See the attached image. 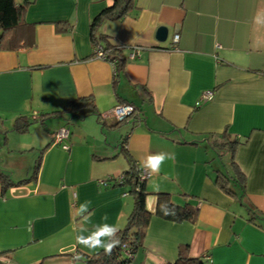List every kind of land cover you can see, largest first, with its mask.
<instances>
[{"label": "crops", "instance_id": "crops-1", "mask_svg": "<svg viewBox=\"0 0 264 264\" xmlns=\"http://www.w3.org/2000/svg\"><path fill=\"white\" fill-rule=\"evenodd\" d=\"M133 2L128 15L98 28L124 47L115 84L111 63L91 55L89 39L90 20L111 0H29L23 22L4 31L9 47L0 44V123L7 133L0 136V171L8 185L0 181V251L32 249L34 263L58 252L71 257L100 250L77 245L75 236L81 227L125 225L133 199L112 180L128 168L122 145L139 168L149 154L175 153L159 174L143 180L151 216L134 261L172 262L187 245L189 257L207 254L216 264H264V25L255 23L264 0ZM60 23L66 29L59 30ZM159 26L167 28L161 42ZM205 91L211 98L200 100ZM87 96L95 111L55 113L69 99ZM119 102L140 112L110 127L116 119L106 114ZM20 116L30 121L21 133L14 128ZM61 127L69 139L48 144ZM224 132L240 142L234 161L244 176L242 195L215 183L217 169L231 172L229 153L218 148ZM223 155L227 167L217 162ZM48 166L60 170V182H42ZM154 185L194 209V221L156 216ZM85 201H91L87 223L76 214ZM250 205L262 214L256 224L248 221Z\"/></svg>", "mask_w": 264, "mask_h": 264}, {"label": "trees", "instance_id": "trees-1", "mask_svg": "<svg viewBox=\"0 0 264 264\" xmlns=\"http://www.w3.org/2000/svg\"><path fill=\"white\" fill-rule=\"evenodd\" d=\"M29 0H23L21 3H16L15 0H0V44L4 48H8L9 44H6V39L4 37L5 32L12 30L13 28L18 27L23 22V17L25 14L26 6L28 5ZM135 8L133 0H111L109 6L101 9L89 23V39L93 46L100 47L103 51V60H106L110 63L113 62V83L115 84L119 73L123 69V66L126 62L124 47L119 43L111 41V38L105 34H102L98 31L100 24L105 20H120L126 15H128L132 9ZM60 25V27H59ZM62 25V26H61ZM59 30L66 29L65 24H56ZM94 49L92 51V56H94ZM122 103V102H119ZM131 103V102H129ZM134 111L126 118L122 120H116L114 123L110 124V127H116L121 123L128 120V118H137L138 112H140L137 106H134ZM82 108H90L91 111H95V104L91 96L87 97H78L69 99L59 113L80 115L78 111ZM95 113V112H94ZM58 115V114H57ZM100 122V115L96 113ZM103 122V121H102ZM30 123L25 117L20 116L14 121V128L17 132H23L26 130V127ZM224 141L219 143L218 148L222 151L229 153V170L217 169L215 171V183L219 185L226 193L230 195H242L244 184L243 174L240 172L238 166L234 161V149L240 143L238 139H230L226 132L223 133ZM124 141V140H123ZM123 156L128 162V168L122 172L120 175V180L117 178L112 179L119 185H124L127 188V194H129L133 199L132 209L127 217L126 223L122 228H119L120 231L117 233L120 238V245L115 247L110 255L104 253L103 249H100L94 253L88 254L83 253L79 256L83 258L84 264H143L140 261L136 263L134 261V256L137 254L138 249L142 248L143 239L146 233V228L148 226L151 212L146 208V196L148 192L144 189L143 180H139L138 167L135 160L126 150L124 146L121 145V151ZM40 157V156H39ZM39 166V159L35 165L33 174L30 176V179L36 177V173ZM0 181L2 187L8 185V177L0 171ZM24 181V180H23ZM156 204H155V215L161 217L165 220L173 222H193L196 216V211L187 205H178L172 202L169 199V194L167 192H155ZM163 202H167L170 208H175L177 215L176 216H164L160 211L159 205ZM249 208V217L248 221L252 223L256 222L257 216H262L256 208L252 205L248 206ZM264 218V217H262ZM187 245H181L178 248L177 256L172 262L166 261L157 264H216L212 263L211 260L206 259L203 256L189 257L187 254ZM8 251H0V255L6 254ZM76 254L72 257L74 258ZM36 264H43V262H38Z\"/></svg>", "mask_w": 264, "mask_h": 264}, {"label": "clouds", "instance_id": "clouds-1", "mask_svg": "<svg viewBox=\"0 0 264 264\" xmlns=\"http://www.w3.org/2000/svg\"><path fill=\"white\" fill-rule=\"evenodd\" d=\"M255 23L257 25H264V11L258 12L255 17ZM131 110V109H129ZM52 142V141H51ZM175 153L167 152H158L154 154L147 155L142 161V166L147 170L148 175H157L161 171L162 165L166 161H174ZM154 191L159 192V185H154ZM126 197L122 196L121 199ZM91 201H85L80 204L79 208L76 210V214L81 216L85 222H90V214L85 216V213H88ZM160 211L164 216H176L177 212L175 208H170L167 202H163L159 205ZM103 221L108 219L107 215L101 217ZM120 231L117 225H112L108 223H101L98 226H95L93 230L89 231L86 227H81L78 234L75 236V241L77 245H81L84 248L94 251L97 249H103L104 253L110 255L115 247L120 245L121 241L117 233ZM85 232H88V235H84ZM76 261L82 259L81 256L76 255L74 257Z\"/></svg>", "mask_w": 264, "mask_h": 264}, {"label": "rangeland", "instance_id": "rangeland-1", "mask_svg": "<svg viewBox=\"0 0 264 264\" xmlns=\"http://www.w3.org/2000/svg\"><path fill=\"white\" fill-rule=\"evenodd\" d=\"M96 115V114H95ZM33 121V120H31ZM32 124H37L36 121H33ZM31 124V125H32ZM5 125L3 123H0V136L3 137V135H6V131L2 130L1 127ZM36 125H34L35 127ZM32 128H30L31 130ZM104 132L107 131V129L104 128ZM2 134V135H1ZM11 134V133H9ZM48 144L51 143V140L49 139ZM46 143V144H47ZM58 147L60 148V150H62L61 146L58 144ZM28 150H26L24 152V156H28L30 155L29 153H26ZM65 152V157H68V155L70 154L69 151H64ZM227 155H223L221 157L220 160H218L217 162L220 164V166L224 167L223 165H225L227 167ZM25 158V157H23ZM38 159V158H37ZM38 162V160H37ZM36 162V163H37ZM36 165V164H35ZM35 165H32V169L34 168ZM59 165H60V170H61V164L59 162ZM31 169V171H32ZM34 170V169H33ZM60 170L56 173V166L54 167H47L45 168V170L43 171V174H42V182L43 183H48V182H55L57 181L60 182L61 181V177L59 176L60 174ZM30 171V172H31ZM9 177H12L13 179H17V175L16 173H13L11 175H9L8 173H6ZM33 174V171L31 172L30 176ZM17 181V180H16ZM66 237H64L63 239H65ZM68 238V237H67ZM32 249H20L18 251H13L12 249H8L7 253L5 255L6 258H8V260H4L3 261V264H36L38 262H43V264H71V263H74V264H84L83 262V258L79 261H75L74 258L71 256V257H68L67 253L69 254L70 252H66L64 254L60 253H55V254H52V255H48L47 257H41L39 258L38 260H36L34 263L32 262V256H33V252L31 251ZM66 254V255H65ZM71 254H77L76 252H71ZM78 255V254H77ZM207 254H203V256H206ZM135 261H136V258H135ZM137 263V262H136Z\"/></svg>", "mask_w": 264, "mask_h": 264}, {"label": "built area", "instance_id": "built-area-1", "mask_svg": "<svg viewBox=\"0 0 264 264\" xmlns=\"http://www.w3.org/2000/svg\"><path fill=\"white\" fill-rule=\"evenodd\" d=\"M173 43H176L177 40H178V34H175L173 36ZM136 52H137V49L138 47L137 46H134ZM94 57H97V58H100L102 59L103 58V51L101 50L100 47H95L94 48ZM131 56L133 55L130 54ZM112 65V71L114 70V64L113 62L111 63ZM211 91H205L202 93L201 97H200V100H207V99H210L211 98ZM131 109V110H129ZM135 107L133 104L131 103H119V104H116L111 110L109 113H107L106 115L111 117V118H114L116 120H122L126 117H128L133 111H134ZM50 137H51V141L54 142V143H57V142H61V141H64V140H67L69 139V129L67 127H61L59 129H57L56 131L52 132L50 134ZM63 148L65 150H68L69 149V144L68 143H63ZM138 174H139V180H144L147 176H148V172L146 169L144 168H139L138 167ZM118 180H120V177L117 178ZM101 184H106L107 181L106 180H101L100 181ZM205 257L206 259H208L209 257L206 255V256H203Z\"/></svg>", "mask_w": 264, "mask_h": 264}, {"label": "water", "instance_id": "water-1", "mask_svg": "<svg viewBox=\"0 0 264 264\" xmlns=\"http://www.w3.org/2000/svg\"><path fill=\"white\" fill-rule=\"evenodd\" d=\"M166 36H167V28L165 26H159L157 29H156V32H155V38L157 41H164L166 39ZM91 110L90 108H82L78 111V113L80 115L82 114H86V113H89Z\"/></svg>", "mask_w": 264, "mask_h": 264}]
</instances>
